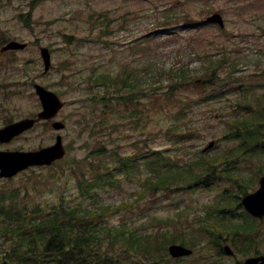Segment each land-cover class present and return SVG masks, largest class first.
Here are the masks:
<instances>
[{
    "label": "rangeland",
    "instance_id": "1",
    "mask_svg": "<svg viewBox=\"0 0 264 264\" xmlns=\"http://www.w3.org/2000/svg\"><path fill=\"white\" fill-rule=\"evenodd\" d=\"M167 12L179 13V17L171 18V26L175 27L165 30L162 24L169 19ZM215 12L224 16L225 30L205 22ZM189 19L201 22L199 28L192 27L193 22H188L187 27L182 23ZM103 20L110 21L109 30L104 29ZM11 39L26 41L28 46L14 52L0 51V81L4 84L0 87V126L6 120L37 114L41 109L34 88L37 82L58 92L65 100L57 117L66 123L63 130L56 131L50 123L42 122L16 140L0 144L6 150H34L53 143L59 133L63 136L67 154L60 161L29 168L9 179L0 177V191L18 192L27 208L36 203L45 207L81 201L76 173L71 170L76 161L87 164L95 157L97 162L115 167L118 164L110 158L112 151L127 156L139 149L144 157L153 146L170 154L180 152L174 149L164 131L157 132L172 120L165 117L161 107L170 105L179 109L184 116L182 122L198 128L191 134L196 138L186 144L187 152L180 155L184 159L202 148L210 156L221 155L233 143L226 122L233 113L244 112L236 105L244 91L257 109L264 111V0H43L34 6L32 0H0V49ZM132 43L137 44L131 46ZM217 45L225 46L228 54L224 68L219 71L220 79L212 87L211 75L204 76L203 67L207 55L220 56ZM41 46H49L52 51V66L47 73L40 56ZM237 55L247 56L248 64H240L242 70L227 77L228 65ZM123 67L135 69L141 81L135 90L139 103L146 104L152 113L147 117L146 131L144 125L127 118L126 110L113 114L111 105H107L111 102L101 100L110 94L99 92L88 80L93 71L97 74L105 71L112 76ZM180 67L190 77L174 88L171 99L155 103L157 94L171 91L167 86L175 75L172 69ZM238 76H243L239 78L241 84L233 82ZM258 95L262 97L259 101ZM152 107H156V113L151 111ZM153 127L155 133L149 134ZM261 157L264 159V154ZM255 159L256 156L252 161ZM134 161L131 160L132 167ZM137 166L142 170L132 168L136 176L119 175V185L102 190L97 198L113 210L119 209L108 217L111 226L123 222L134 226L152 217L159 218L169 228L171 239L191 244L197 239L189 232L192 227L186 226L194 224L196 228L197 217L208 216L206 209L224 205L231 212L213 216L209 234L202 236V243L197 241L196 248L192 247L191 256L178 260L168 253L149 264H216L214 260H218L217 264H234L264 251V237L258 236L257 226L249 230L224 226L239 224L245 218L244 208L236 207L237 201L232 200L236 198L219 202L222 191L229 196L231 191L238 194L239 186L248 192L254 190L264 166L253 168L242 158L239 162L235 159L234 164L219 163L209 185L190 190L176 184L158 193L142 191L143 198L138 201L137 194L146 176L142 157L138 158ZM231 171L237 174L233 180L225 177L219 181ZM125 201L131 204L118 208ZM245 233L255 237L249 250L245 243L239 244ZM212 239L216 243L212 244ZM225 244L231 245L234 255L218 252ZM7 256L5 251H0V262L10 261Z\"/></svg>",
    "mask_w": 264,
    "mask_h": 264
},
{
    "label": "trees",
    "instance_id": "2",
    "mask_svg": "<svg viewBox=\"0 0 264 264\" xmlns=\"http://www.w3.org/2000/svg\"><path fill=\"white\" fill-rule=\"evenodd\" d=\"M41 1L43 0H32V5L39 4ZM168 12L166 15L169 19L163 22L164 27L171 26V18L174 17L177 20L179 17V13L170 15ZM184 14L189 17L186 12ZM26 22L30 24L27 20ZM102 22L104 29L109 30L110 21L103 20ZM217 49L221 51L218 52L220 56L213 58L207 55L203 67L204 76L211 75V83L214 84L217 79H220L219 71L224 68L228 54L225 46L217 45ZM247 61H249L247 56H235L228 65L227 77L241 70L240 64L246 65ZM172 70L175 75L167 86L169 90L171 88V91L167 90L157 94L154 97L155 103L171 99L174 95V88L190 77L187 76L184 67ZM238 78H243V76H238ZM88 80L99 92L110 94L101 100L111 102L107 105H111L110 110L113 114L120 113L122 109L126 110L127 118L135 120V124L144 125L143 129L146 131L145 123L151 112H148L146 104L139 103L140 100L135 90L140 87L139 82L141 81L135 69L123 67L121 71L112 76L108 72L97 74L93 71ZM234 83L239 82L235 80ZM248 94L247 92L240 94L236 104L244 109V112L233 113V116L226 122L229 137L234 141L222 151L221 155L213 157L202 153L200 149L194 151V156L188 159L182 158L180 155L188 150L186 144L196 138L191 134L195 133L198 128L182 122L184 118L182 112L166 105L161 107L160 111L166 118L172 120L160 127L157 132L164 131L165 136L171 140V145L175 147L174 149L177 148L180 152L170 154L163 148L152 146L149 152H145L144 157L140 156L139 149L130 157V155L126 156L112 151L110 158L121 164L120 169L101 164L95 157L87 164L81 160L76 161L71 170L73 169L76 173V184L82 199L74 204L64 202L42 207L36 203L34 207L27 208L18 192L6 194L0 191L1 248L5 250L10 260L21 262V264H149L158 258H164L167 254V245L177 242V238L171 239L169 229H165L164 223L160 222L162 219L152 217L148 219L149 221L134 226L128 222H123L119 226H111L107 221L108 217L119 209L113 210L108 204L99 201L97 198L100 192L118 186L121 179L119 175L123 173L126 177L136 176L135 169L132 168L142 170L137 166V158L141 157L145 164L146 176L141 182L137 201L143 198L144 193L151 191L158 193L172 189V186L176 184L183 185V188L208 185L219 163L234 164L235 159L238 161L243 156L242 153H245L243 148L257 149L263 145L264 111L257 109L255 103L247 97ZM260 97L258 95L255 99L259 101ZM116 102H124L125 105L117 106ZM155 110L156 107L151 108V111ZM106 127L110 130L108 125ZM152 133H155L154 127L149 131V134ZM96 153L101 154L102 152ZM133 159L135 160L134 167L131 163ZM225 177L232 178V176H222L219 181ZM85 200H88L89 204H85ZM130 204L125 201L118 208L122 205L127 207Z\"/></svg>",
    "mask_w": 264,
    "mask_h": 264
},
{
    "label": "water",
    "instance_id": "3",
    "mask_svg": "<svg viewBox=\"0 0 264 264\" xmlns=\"http://www.w3.org/2000/svg\"><path fill=\"white\" fill-rule=\"evenodd\" d=\"M210 21L219 22L222 26L224 25L223 18L220 14L216 13L209 18ZM26 44L17 41L9 42L3 49H16L23 48ZM42 56L45 60V69L48 70L51 65V54L47 47L41 48ZM36 89L41 97L43 103V110L38 114L37 118H23L17 122L11 123L4 128H0V141H9L15 135H18L33 127V125L42 118H51L59 111L63 106V102L59 96L46 89L40 84H36ZM53 126L57 129H61L65 124L61 121L53 122ZM66 148L63 144V139L61 135L57 136V141L55 144L43 147L39 150L33 151H5L0 150V176L11 177L17 174L19 171L31 166V165H43L51 164L54 160L61 158L65 155ZM264 177L262 178V182ZM243 204L245 207L254 215L261 216L264 214V183L262 187L255 193L246 195L243 198ZM169 250L173 256H180L184 254H189L192 252L191 249L179 245L172 244ZM262 259L264 262V257L248 259L245 264H255L257 260ZM2 264H13L8 261H4Z\"/></svg>",
    "mask_w": 264,
    "mask_h": 264
},
{
    "label": "flooded vegetation",
    "instance_id": "4",
    "mask_svg": "<svg viewBox=\"0 0 264 264\" xmlns=\"http://www.w3.org/2000/svg\"><path fill=\"white\" fill-rule=\"evenodd\" d=\"M0 85H3V83L0 81ZM258 188V187H257ZM256 188V189H257ZM250 192H253V191H250ZM255 219H254V221H253V223H254V228H256V226L258 227V236H261V237H264V232H260V230L262 229V228H264V214L263 215H261V216H259V217H254ZM245 224H244V226H241V227H239L240 229H242V230H249L250 228H249V226H247V222L246 221H243ZM261 225V226H260ZM235 233H237V234H239V232H235ZM262 234V235H261ZM245 236H244V239L243 240H241L240 242H239V244H243V243H245V247L249 250L251 247H252V244L251 245H249L250 243H252V242H254L255 241V237H253V236H250V234L249 233H245L244 234ZM219 238L220 237H222L221 235L220 236H218ZM264 239V238H263ZM212 241H213V243H216V239H212ZM219 245H222L219 241L217 242ZM226 245H230V244H225L224 246H221L220 247V249H221V252L220 253H225V254H227L226 252H227V247H226ZM231 246V245H230ZM258 252V251H257ZM254 253L253 255H250V256H247L246 258H245V260L246 259H248V258H250V257H255V258H257V257H260V256H262V255H264V251L263 252H258V253ZM233 255L235 254V251H232L231 252ZM228 255V254H227ZM217 262L218 263V260H214V262ZM216 263V264H217ZM245 262H237V263H234V264H244ZM255 264H264V262L262 261V260H257L256 261V263Z\"/></svg>",
    "mask_w": 264,
    "mask_h": 264
}]
</instances>
